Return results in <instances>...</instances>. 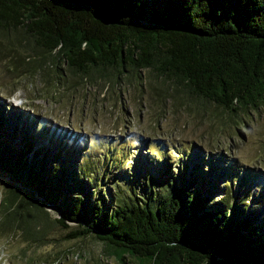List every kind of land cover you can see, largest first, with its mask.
Here are the masks:
<instances>
[{
    "label": "trees",
    "instance_id": "obj_1",
    "mask_svg": "<svg viewBox=\"0 0 264 264\" xmlns=\"http://www.w3.org/2000/svg\"><path fill=\"white\" fill-rule=\"evenodd\" d=\"M10 28L38 51L24 61L26 74L47 64L59 70L64 62L89 80L106 68H149L230 113L264 102V0H0V29ZM13 140L19 145L4 151L5 166L18 169L24 148L39 158L31 134L7 142ZM63 158L21 164L26 191L10 185L0 198V234L17 232L41 246L48 223L65 230L74 223L67 240L93 235L121 262L130 256L139 264H264V223L227 198L209 206V190L204 197L192 193V183L177 173L166 177L170 187L151 177L140 187L126 177L112 204L103 197L92 202L77 178L87 173L83 179L91 184L98 176L80 162L68 172ZM47 205L57 217L49 218Z\"/></svg>",
    "mask_w": 264,
    "mask_h": 264
},
{
    "label": "rangeland",
    "instance_id": "obj_2",
    "mask_svg": "<svg viewBox=\"0 0 264 264\" xmlns=\"http://www.w3.org/2000/svg\"><path fill=\"white\" fill-rule=\"evenodd\" d=\"M31 45L22 31L0 29V198L10 185L26 191L21 164L46 156L48 166L59 154L68 172L80 162L98 176L91 184L83 179L87 173L77 178L92 202L103 197L112 204L126 188V177L140 187L151 178L168 187L166 177L178 173L192 183V193L204 197L209 190L207 205L225 197L264 223V102L230 113L149 68H106L93 71L89 80L64 62L57 63L59 70L47 64L39 74H26L24 61L38 55ZM26 133L36 140L39 158L24 148L18 169L5 166L4 151L19 145V139L7 140ZM77 185L72 184L74 195L81 191ZM46 208L50 219L58 216L53 206ZM70 229L48 223L41 246L17 232L0 234V264H139L130 256L124 262L109 256L93 235L67 240Z\"/></svg>",
    "mask_w": 264,
    "mask_h": 264
}]
</instances>
